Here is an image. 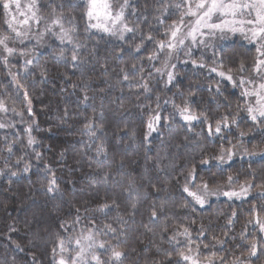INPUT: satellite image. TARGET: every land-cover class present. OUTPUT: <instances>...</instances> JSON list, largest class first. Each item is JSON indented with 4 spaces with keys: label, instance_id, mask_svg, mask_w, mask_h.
<instances>
[{
    "label": "trees",
    "instance_id": "obj_1",
    "mask_svg": "<svg viewBox=\"0 0 264 264\" xmlns=\"http://www.w3.org/2000/svg\"><path fill=\"white\" fill-rule=\"evenodd\" d=\"M110 1L114 10L123 4V0ZM180 3L183 0H129L126 21L137 31L126 34L124 40L88 28L94 22L85 15L87 0H38V15L43 17L39 25L31 19L29 25H23L30 12L23 10L25 16H21L13 6L11 15L17 21L14 26H30L31 34L23 43L13 40L10 47L17 50L14 56L34 59V64L27 72L23 66L17 69V79L23 86L18 88L9 74H14L11 70L17 58L8 56L5 66L7 53L3 48L0 52V100L8 109L0 111V123L6 125L0 128V264H55L60 258L58 236L74 240L90 230L99 233L97 240L125 251L124 264H151L153 260L165 259V253L172 256L166 264H185L176 255V249L184 247L185 238L177 237L181 244L168 242L181 224L190 228L192 239L200 245L202 262L207 263L203 257L212 252L223 256L226 264H233L237 258L248 260L249 241L254 240L258 255L250 258L251 264H264V234L258 225L248 223L254 215L253 206L258 210L264 206V188L256 187L264 184V126L253 123L246 110V98L241 96L243 88L251 85H239L241 77L254 76L251 68L257 56L255 45L244 38L225 43L209 41L207 47L189 45L178 50L176 60L171 59L174 69L164 68L163 56L149 60L155 42L168 39L167 29L185 11L175 7ZM61 12L64 26L74 27V40L83 45L80 55L85 62L76 68L70 60L73 45L61 44L53 34L59 33L58 28L46 32L39 42L32 33L37 27H47ZM9 19L11 16L0 6V35L11 34L6 23ZM149 33L153 41L146 40ZM142 40L143 47L137 53L135 46ZM61 49L63 57L59 55ZM188 49L191 55L186 54ZM17 62L23 65L19 59ZM241 62L245 65L243 72L239 71ZM133 63L135 69L130 67ZM200 63L204 67H199ZM121 68L137 77L142 69L144 80L124 81ZM157 68L162 71L157 73ZM42 69L47 70L46 78L40 76ZM229 69L233 70L235 87L217 74ZM169 71L175 75L171 84L166 83ZM143 82L149 85L147 93L137 86ZM24 90L29 94L30 105L18 92ZM186 100L191 112L200 117L191 126L180 114ZM248 102L254 104V99L248 98ZM157 113L161 119L158 124L153 121L155 130L150 131L148 123ZM233 119L236 123H232ZM218 122L221 131L217 134ZM89 123L103 124V130L95 128L96 135L90 138L85 129ZM29 135L36 141L32 146L28 145ZM101 141L108 148L106 157L96 153ZM9 146L11 153L7 151ZM245 150L255 155H248ZM228 151L235 155L225 164L211 159ZM161 157L166 167L163 172L154 163ZM202 158L211 162L201 164ZM26 165L28 172H24ZM192 166L197 183L200 179L208 181L214 190L240 191L248 183L253 187L242 199L213 196L201 208L183 192L185 178L181 172L186 173ZM109 171L115 179L105 184L103 177ZM11 172L17 175L11 176ZM53 173L60 190L50 194L45 185ZM229 175L233 177L231 185ZM130 182L136 190L132 197L122 192ZM152 185L162 190L157 191ZM113 196L121 202L119 215L126 223L118 219L114 209L98 210ZM136 196L139 202L135 215L129 216L130 203ZM183 203H189V207L181 208ZM153 204L158 213L155 220L150 219ZM160 205L164 206L163 211ZM109 224L117 229L116 233L105 229ZM164 227L169 231L161 240ZM214 237L225 243L221 246ZM204 244L209 247L204 248ZM195 246L192 245L194 249ZM99 252L107 261L110 252ZM216 264H220L218 259Z\"/></svg>",
    "mask_w": 264,
    "mask_h": 264
},
{
    "label": "snow or ice",
    "instance_id": "obj_2",
    "mask_svg": "<svg viewBox=\"0 0 264 264\" xmlns=\"http://www.w3.org/2000/svg\"><path fill=\"white\" fill-rule=\"evenodd\" d=\"M0 6H2L6 15H10L11 19L7 20L6 23L8 28L10 29V33L14 34H5L0 35V47L3 48L4 52L7 53V56L4 57V64L7 66L8 64V56L13 55L17 50L13 47H10L8 41L11 40H19L20 43H23L29 37V32L31 31V27L29 26L24 31L19 30L14 26V22L16 21V16L11 15V10L13 6L20 13L21 16H25V13L21 11L20 0H0ZM129 6V0H123V4L119 5V7L114 10L112 3L110 0H87V10L85 15L87 16L89 21L95 20V23H89L88 28L96 29L106 35L116 37L119 40H124L126 34L132 33L135 34L137 29L134 27H130L128 22L126 21L125 12L127 7ZM63 7V6H61ZM175 7L177 9L184 8L179 17L178 22H173V24L167 29L165 35L168 36L167 40L156 41V48L153 54L149 57V60L160 59L162 56L164 58V68H175V64H171L170 61L173 58V54L177 52L179 49L186 47V41H191L193 44L197 43V35L203 37L206 35H215L217 32L221 33L222 38L226 36L228 32L231 33H241L245 36L250 43L255 45V50L257 56L252 65L251 71L254 73L252 78L245 79L241 77L239 80V85L243 88L245 84L252 85L251 88H243L241 92V96L246 98L247 113L253 123H259L264 126V0H183V3L176 4ZM28 12H30V17L25 16V19L22 21L23 25H29V19L33 20L37 25L40 24L43 19L42 16L38 15L39 13V4L38 0H31V2L27 5ZM135 14V13H133ZM186 17L191 19L186 21ZM74 19V18H73ZM159 19V18H157ZM163 23V21H160ZM71 23V21H69ZM53 27L59 29V33H53L57 35V38L60 40L61 44L67 42L68 44H72L73 47L71 49V63L73 68H76L78 64H83L85 62L84 58L80 55V48L83 47L80 43L74 40V36L72 33L75 32L74 27L65 28L63 22V13L61 12L59 15H56L50 22V24L45 28V32H52ZM187 29V30H185ZM87 30V29H86ZM45 32H41L37 36V42L43 38ZM146 40L153 41L154 37L149 33L146 36ZM143 40L141 44L135 46V52H140L143 47ZM200 44L207 47V43L204 40L199 41ZM94 51V50H93ZM123 52V49H121ZM21 55H26L24 51H21ZM187 55H191V50L188 49L186 52ZM61 57L64 56V50L61 49L59 52ZM195 65L197 62L192 61ZM34 64V59H26L24 64V69L27 72L29 66ZM199 67H204L203 63L198 65ZM131 68L135 69L136 64L133 63L130 65ZM245 70V65L241 62L239 71L243 72ZM120 71L123 73V80L128 81L130 79H139L141 81L144 80L143 70H140L139 77L130 76L125 68H121ZM162 69L157 68L156 72L160 73ZM211 71L216 72V68H212ZM232 69H229L228 72L219 71L217 74L232 82L233 87L236 86V81L232 76ZM13 82L16 83L18 88H22L23 86L20 84V81L17 79V74H12ZM167 74V84H171L175 79V75L173 72L169 71ZM151 76V73L148 74ZM40 76L42 78L47 77V70L42 69L40 71ZM139 88L143 89L144 92H149L150 88L147 82L139 83L137 85ZM217 91H219V86H217ZM23 96L26 100H28L29 105L31 104V100L29 99V94L27 90H24ZM248 98H254V104L248 102ZM88 96H84V100H87ZM157 101H159V97H157ZM167 103V101H166ZM157 107H159V103H157ZM29 107V111H30ZM0 111H8L5 103L0 100ZM180 114L182 118L189 124L192 125L193 122L200 119L197 115H195L190 110L189 102L186 100L184 102V107L180 109ZM67 115V112H65ZM161 117L157 113L153 120H150L148 123V128L150 131L154 129V123H159ZM223 120L226 122L228 117L225 116ZM232 123H236L233 119ZM6 125L0 123V128H4ZM228 124L225 123V127ZM99 128L103 130L104 125H93L92 123L86 124L85 129L89 137H94L96 135L95 128ZM31 132V128L28 129ZM221 131L220 123L218 122L215 128V132L218 134ZM209 134H212L211 125H209ZM244 134L241 133V136ZM35 139L29 135L28 145L32 146L35 144ZM9 153L12 152V148L9 146L7 148ZM248 155H255V153H247ZM96 153L98 156H107L108 148L101 141L96 145ZM234 152H222L219 156L212 157L211 159L216 160L219 164H225L232 160ZM40 154L37 153V158H39ZM164 158L161 157L159 160H156L155 167L159 171H166V167L162 165V160ZM211 161L210 159H201L200 163L207 165ZM120 167L124 166L123 159L119 162ZM46 170L51 171L47 166ZM29 171V166L26 165L24 168V172ZM0 174H3L0 172ZM16 172H11V176H16ZM181 175L185 178V184L183 187V192L186 193L189 197H191V201L196 205H199L203 208L210 200L211 197L216 196L219 197L223 195L228 197L229 199L237 198L241 199L249 194L250 189L253 187L252 184L248 183L242 185L240 187V191H223L214 190L208 181L200 179L199 183H197V175L195 166H192L186 173L181 172ZM216 174L214 173L213 176ZM112 172L109 171L103 177V183L108 184L110 180H114ZM228 184L231 185L233 183V177L231 175L227 178ZM153 188H156V185H152ZM256 187L264 188V184L257 185ZM46 191L50 194H55L59 192V184L53 173L51 178L47 179L45 185ZM157 191H161L162 189L156 188ZM136 190L133 189L132 183L130 182L126 187L122 189V192H126L130 197L133 196ZM139 202L138 196L132 200L130 203V210L127 212L129 216L135 215V209L137 208V204ZM181 208L189 207V203H183L180 205ZM164 206L160 205V211H163ZM116 210L118 214V219L126 223L123 220V216L119 215L121 209V202L113 196L111 198V202H105L98 209L101 212ZM195 210V209H193ZM79 209H77V212ZM252 213L254 214L252 219L248 220V223H255L259 226L261 232H264V206H261L258 210L256 206H253ZM235 216V212L232 214ZM158 216L156 205H152L151 216L150 219L155 220ZM194 223V221H192ZM229 224L232 223V220L229 219ZM63 227V225H62ZM147 227V225L145 226ZM176 232L168 237L169 243L181 244V241L177 238L178 236H183L185 238L184 247L176 249V255L180 258V260L184 261L185 264H202V253L200 251V245L196 244V242L192 239V233L188 226L183 224L176 226ZM105 229L108 232L116 233L117 229L112 227L110 224L105 225ZM182 229V231L180 230ZM151 230V229H149ZM169 229L164 227L161 232V240H164V233H167ZM200 234H203V230ZM99 233L94 230H90L87 234L82 235L73 240L72 237H68L67 239L63 237H57L58 247L60 250V258L55 261V264H124V260L126 258L125 251L119 249L117 246H113L108 242L99 241L96 239V236ZM227 235V234H225ZM217 243L221 246L225 243V241L220 240L218 238ZM31 243V241L29 242ZM196 245L195 249L192 245ZM74 245V247H73ZM204 248H208L209 245L204 244ZM16 248L20 251L23 249L19 244H16ZM99 250H104V252H110V256L107 261L102 259V255ZM159 251V248L157 249ZM135 251V249H133ZM53 252H56V249L53 248ZM64 253H68L69 255L65 256ZM74 253V254H72ZM243 255V253H242ZM258 255L257 244L254 240L249 241V247L247 250L248 260H240L237 258L233 264H251L250 258L256 257ZM172 256L170 253H165V259L163 260H153L151 264H166V261H171ZM204 260H207V264H216V260L220 261V264H226L225 258L223 256L218 255L217 252L210 253L209 256H204Z\"/></svg>",
    "mask_w": 264,
    "mask_h": 264
},
{
    "label": "rangeland",
    "instance_id": "obj_3",
    "mask_svg": "<svg viewBox=\"0 0 264 264\" xmlns=\"http://www.w3.org/2000/svg\"><path fill=\"white\" fill-rule=\"evenodd\" d=\"M29 2V0H20V4H21V11H23V10H26L27 9V5L30 3H28ZM110 3H111V1H110ZM186 10V9H185ZM28 11V10H27ZM12 14H13V12H12ZM186 19V21L187 20H189V19H191V18H189V17H186L185 18ZM93 22L95 23L96 21L95 20H93ZM44 27H46V26H44ZM44 27H41V28H44ZM27 27L26 26H24V27H21V28H18L19 30H21V31H24L25 29H26ZM41 28H36L35 30H33L32 31V33L34 34V38L36 37L37 38V36H38V34L39 33H41L42 31H40V29ZM66 28V27H65ZM185 30H187V29H185ZM31 32V31H30ZM29 32V35L31 34ZM44 32H45V30H44ZM47 33L45 32V35H46ZM44 35V36H45ZM43 36V37H44ZM233 38H239V39H242V38H244L245 39V36L243 35V34H241V33H239V32H237V33H231V32H228L227 34H226V36H223V38H222V35H221V33H219V32H217L215 35H206V36H203V37H201V36H199V35H197V43H195V44H193L190 40L189 41H186V47L185 48H187V46H189V45H192V46H194V47H197V46H199L200 45V43H199V41L202 39V40H204V41H206V42H209V41H212V42H219V43H225L226 41H228V40H230V39H233ZM247 40V39H246ZM13 40H9L8 41V44L9 43H11ZM248 41V40H247ZM249 42V41H248ZM20 43V42H19ZM9 46H10V44H9ZM14 47V46H13ZM180 50V49H179ZM1 51H3L2 50V47H0V52ZM19 52H21V51H18V53ZM177 55H178V51L177 52H175L174 54H173V60H176V58H177ZM12 56V55H11ZM10 56V57H11ZM13 57H15V58H17V59H19L20 61H22V63H23V65L21 64V65H19V63L17 62V59H16V61H15V63H14V65L13 64H11V65H13L12 67H14V70H11V71H13V73L14 74H16L18 71H17V69H20V67L21 66H23L22 68L24 69V64H25V58H23L24 56H22V57H17V56H14L13 55ZM24 71H25V69H24ZM252 87V85L250 86V88ZM19 93H23L22 91H18ZM254 99V98H253ZM262 155H264V150H262ZM246 197V196H245ZM244 198V197H243ZM242 199V198H241ZM259 227V226H258ZM263 234H264V232H263ZM202 264H207L206 262H202Z\"/></svg>",
    "mask_w": 264,
    "mask_h": 264
}]
</instances>
